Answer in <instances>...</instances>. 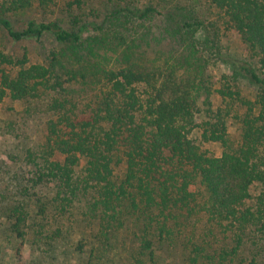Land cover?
<instances>
[{"label":"trees","instance_id":"1","mask_svg":"<svg viewBox=\"0 0 264 264\" xmlns=\"http://www.w3.org/2000/svg\"><path fill=\"white\" fill-rule=\"evenodd\" d=\"M204 1L217 10L215 21L193 10L168 11L156 31L148 5L86 14L83 0H72L57 16L50 10L57 0H0V30L8 38L48 37L58 46L46 62L0 52V105L54 93L44 141L26 151L27 171L11 194L0 186V223L21 245L32 208L48 222L80 203L103 244L118 235L125 264H243L247 251L252 264H264V190L253 193L264 187V0ZM32 10L44 14L14 27L12 16ZM226 30L257 67L224 59ZM152 31L154 58L142 48ZM218 64L230 74L213 78ZM241 79L255 88L252 98L238 87ZM75 86L93 94L86 110L69 96ZM230 119L240 127L236 147ZM194 132L218 144L221 155L202 152ZM197 184L200 192L191 188ZM197 216L202 227L188 228Z\"/></svg>","mask_w":264,"mask_h":264},{"label":"rangeland","instance_id":"2","mask_svg":"<svg viewBox=\"0 0 264 264\" xmlns=\"http://www.w3.org/2000/svg\"><path fill=\"white\" fill-rule=\"evenodd\" d=\"M58 7L46 11V14L55 13L61 16L64 13L65 3L72 0H57ZM83 12L91 14H105L109 12L113 5L125 6V4L142 8L144 5L152 6L155 9V27L159 30V19L161 14L168 11L193 10L195 13L203 16L205 20L215 21L218 12L216 9L204 0H83ZM42 12L35 10L28 11L26 14L12 16L14 27L22 28L25 22L32 16H41ZM156 33V32H155ZM154 32L147 36L142 45L144 54L150 58L153 56V47L156 41L152 40ZM222 47L224 59L230 57L247 61L252 66L257 67V58L241 41L239 36L230 30L222 33ZM162 47L166 48V41H162ZM166 44V46H165ZM58 47L50 38L46 37L41 42L18 41L14 42L0 30V52L19 57L27 53L32 62H46L50 51ZM213 78H219L221 74H230L226 66L218 64L210 70ZM74 92L69 95L75 99L76 104L85 109L91 100V92L85 93L75 86ZM218 87V84L214 88ZM238 87L243 95L252 98L255 94V88L245 79L238 82ZM54 96L50 90L42 91L39 97L24 101L22 103L6 100L0 105V186L1 191L11 194L12 184L17 178H22V171H27L28 166L25 163V154L28 149H36L44 141V129L49 114L47 105ZM213 106L218 105L219 100L211 97ZM203 108V107H201ZM87 109V108H86ZM85 109V110H86ZM200 119L198 120V122ZM229 139L233 146H237L240 135L239 123L235 119L228 122ZM192 138L199 146L200 150L211 156H220L222 148L212 142L203 141L199 133L194 132ZM116 179L122 176V167L117 168L115 172ZM192 190L200 192L202 189L199 184L191 187ZM264 187L256 186L253 193L257 194ZM82 204H75L74 208L65 213L55 212L50 215V221L41 219L31 209L29 220V234L26 241L21 245V240L7 229L4 221L0 223V264H125V251L118 250L117 234H110L111 244H103L99 232L93 227V224L87 219ZM200 221L199 216L191 218L186 223L188 228L196 225ZM38 224H43L41 229ZM199 227H202L198 223ZM61 229V232L58 231ZM129 238L133 237L132 228L127 232ZM45 235V236H43ZM83 243V249L77 250L79 244ZM130 244L131 242L128 241ZM86 244V246H85ZM20 248L21 256H16L17 249ZM263 257V254L261 255ZM247 261L250 260V253L247 251L244 255ZM264 258V257H263Z\"/></svg>","mask_w":264,"mask_h":264}]
</instances>
